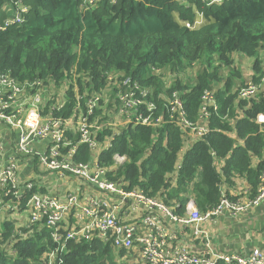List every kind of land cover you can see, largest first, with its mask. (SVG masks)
Here are the masks:
<instances>
[{"label": "trees", "instance_id": "obj_1", "mask_svg": "<svg viewBox=\"0 0 264 264\" xmlns=\"http://www.w3.org/2000/svg\"><path fill=\"white\" fill-rule=\"evenodd\" d=\"M20 1L27 7L23 20L0 29V70L9 71L20 81L52 79L58 84L65 76L74 77L79 94L102 88L106 73L112 71H123L133 81L152 87L148 98L155 103L154 115H162L164 121L158 126L129 124L114 137L100 158L105 164L114 161V154L126 159L111 180L127 182L124 188L137 187L166 205L176 200L174 212L179 214L185 211L187 191L200 212L218 203L220 175L213 164L214 155L224 159L226 177L246 173L256 182L264 163L252 169L249 153L260 156L264 145L255 121L264 111V99L239 102L251 105L236 124L244 144L235 146L226 133L231 130L228 119L235 114V95L229 93L233 82L227 78L224 89L214 94L217 110L211 114L209 132L185 152L176 186L170 187L167 175L175 171L183 138L180 128L169 121L166 102L158 96L164 92L162 79L152 69L170 68L178 74L194 62L202 65L192 82L181 83L176 78L167 89L169 95L174 90L181 92L186 118L196 122L204 90L223 80L217 77L218 69L232 63V52L256 57L253 67L259 70L257 55L264 48V0H223L220 4L202 0H188L186 4L177 0H97L87 8L83 0ZM8 5L10 0H0V24ZM199 14L202 21L193 26ZM186 22L192 26L187 27ZM76 101L70 85L65 105L54 115L69 117ZM139 110L146 114L145 105ZM71 138L74 141L77 137ZM77 157L82 162L88 159L85 145L80 146ZM12 227L11 222L3 221L0 264H41L40 257L53 246L48 230L10 243ZM67 245L63 264H105L110 257L109 246L98 240H70ZM8 246L14 248V256L7 254Z\"/></svg>", "mask_w": 264, "mask_h": 264}, {"label": "built area", "instance_id": "obj_2", "mask_svg": "<svg viewBox=\"0 0 264 264\" xmlns=\"http://www.w3.org/2000/svg\"><path fill=\"white\" fill-rule=\"evenodd\" d=\"M96 1L83 0L82 5L87 8ZM177 1L188 3V0ZM202 1L220 4L223 0ZM4 10L7 16L0 29L20 23L27 7L20 0H10V5ZM201 21L199 14L192 25H199ZM185 25L192 26L189 22ZM124 74L120 76L107 72L105 80L109 81V86L113 81L118 83V91L121 88L124 92L119 96L120 108L117 111L125 117L127 126L138 123L160 125L164 119L162 115H154L155 103L148 98L152 94V87L141 85ZM67 79V90L71 84L77 85L74 77ZM86 81H90L89 77H86ZM47 82L56 84L52 79L20 81L9 71L0 70V124L17 130L19 136L14 141V155L9 158H5L4 148L0 145V213H10L6 214L5 219L13 225L10 242L25 240L42 229L48 230L53 246L40 257L41 264H63L70 240H98L117 251L136 248L138 257L134 264H218L220 261L225 264H264V252L257 247L248 254L214 252L210 247L207 253L198 254L187 246H173L177 235L169 231L165 222L169 220L184 227L190 225L192 236L205 237L201 222L224 211L236 215L264 201V167L258 176V188L253 197L232 200L221 194L218 203L203 212L197 209L192 198H188L185 212L175 213L139 188L126 189L124 186L127 182L111 180V175L126 159L124 155L114 154V161L105 164L100 154L111 144L89 158V152L98 146L91 117L100 105V92L91 90L89 96L77 92L73 112L63 118L55 116L54 112L60 110L66 101H54V93L51 92L52 104L48 107L41 104ZM165 95L168 97L165 107L169 121L180 128L181 135L185 131L198 140L209 132V128L186 118L179 90H174L171 95L166 91ZM236 97L256 102L264 99V67L255 79L236 91ZM215 101L212 90L205 89L198 114L211 116L217 110ZM141 105H145V115L139 110ZM45 108L48 110L46 115L43 114ZM70 125H75L74 131H71ZM71 136L77 137L76 140L73 141ZM36 144L40 147L35 148ZM83 145L88 149V159L77 161L79 148ZM27 158L36 161L38 173L35 178H24L20 174L19 164ZM65 177L82 185L80 193L71 188L58 192L59 179ZM44 180H49V183ZM87 187L91 189L87 190ZM66 226L70 228L64 229Z\"/></svg>", "mask_w": 264, "mask_h": 264}, {"label": "crops", "instance_id": "obj_3", "mask_svg": "<svg viewBox=\"0 0 264 264\" xmlns=\"http://www.w3.org/2000/svg\"><path fill=\"white\" fill-rule=\"evenodd\" d=\"M261 50H259L257 57ZM202 65L197 61L194 62L190 67L185 68L178 74L172 73L170 68L166 69H152L153 74L159 76L162 79L163 90L164 92H159V97L163 101H166L168 97L165 95L168 87L172 84V82L177 78L183 82H192L197 75L198 70H200ZM187 72L189 76H187ZM110 74H119L122 76L124 74L123 71H112ZM258 71H256L251 66V71L249 75L244 78V81L248 82L249 80L255 79ZM68 77V76H67ZM191 79V81H189ZM249 79V80H248ZM232 80V79H231ZM248 80V81H247ZM222 81V82H221ZM217 83H214L211 87L212 93H216L217 91H221L224 88L225 81L221 80ZM109 82L107 79L105 80V84L99 91L102 93L103 100L106 98L110 99L112 97L113 92H110V86L107 85ZM233 82V80H232ZM182 83V82H181ZM69 84V80L65 78L61 83L54 84L51 82L45 83L47 86L42 93L41 104H52L51 101V92L54 93V101L62 103L67 101V87ZM72 85V84H71ZM240 85V84H239ZM239 85H235L233 83L232 87L229 90V93L235 95L233 99L232 105L235 108L234 116L228 119L231 130L227 131V135L233 140L234 145H243L244 141L242 138L238 137L236 133V124L239 119L245 117V111L251 105V102H247L246 104L240 105L239 102L242 101L236 97V87ZM113 90V88H111ZM72 91L76 95L79 92L77 85H72ZM83 93H89L87 89L82 91ZM56 94V95H55ZM216 102V101H215ZM112 107V106H111ZM48 112L47 108L43 112L46 115ZM211 116H198L196 124L205 126L210 129ZM93 130L97 139L99 140L98 146L94 151L89 152V158L95 157L98 153H100L103 149L107 148L109 144L112 143V140L115 135H118L120 132L127 127L126 119L124 116L120 115L117 109H110V104L108 106L104 105V102H101L99 107L96 108L94 115L91 117ZM255 121L258 123L260 131L263 136L264 141V111L259 114ZM71 131L75 130V125H70L69 127ZM218 129V128H216ZM17 130L10 129L6 124H0V145L4 148V156L5 158H9L14 155L13 146L15 145V140L18 139ZM183 138V145L179 150L177 155V163L175 171L167 175L168 184L170 187H175L177 182V174L178 167L181 164L183 156L185 152L189 149L190 145L195 140V138L187 133ZM186 144V145H185ZM40 145L36 144L35 148H39ZM148 155V151L144 154V156ZM250 155V163L249 166L252 169H255L259 162L264 163V145L261 150L260 156L249 153ZM213 164L215 169L220 175L219 181V195H226L228 198L232 200H246L255 195L258 188V177L256 178V182L254 183L248 177L246 173H233L231 176L226 177L223 174V166L224 159L219 158L216 155L213 157ZM19 171L22 177L24 178H35L38 170L35 159L27 158L20 162ZM45 183H49V180H44ZM125 184V183H124ZM71 188L80 193L82 190V185L79 184L78 181L71 179L70 177H65L59 179L57 190L58 192H63L64 189ZM87 190L91 188L87 187ZM185 195L189 198L193 199V195L190 191L185 192ZM161 201L160 198H156ZM162 202V201H161ZM167 206H169L173 211L177 206L176 200H171ZM185 212V211H184ZM183 212V213H184ZM1 212L0 214H2ZM182 213V214H183ZM4 218L3 221L5 220ZM10 222V221H9ZM166 226L169 231L176 232L177 238L172 242V245L178 246H187L192 252L198 254L207 253L209 247L214 252L221 253H234V254H248L252 248L257 247L264 252V201L255 206H250L246 208L239 214L231 215L229 212L224 211L217 216L212 217L209 220H205L201 222L200 227L205 231V237H194L192 236L190 225L181 226L173 223L172 221L166 220ZM3 223V222H2ZM2 223L0 225V235L2 233ZM12 223V222H11ZM70 226L64 227L67 230ZM110 257L106 260H109L111 264H134L138 257V250L136 248L130 251H117L112 246H109Z\"/></svg>", "mask_w": 264, "mask_h": 264}, {"label": "rangeland", "instance_id": "obj_4", "mask_svg": "<svg viewBox=\"0 0 264 264\" xmlns=\"http://www.w3.org/2000/svg\"><path fill=\"white\" fill-rule=\"evenodd\" d=\"M260 50H261V53H260L259 58L257 60L258 64L260 63L259 64V70H258L259 73L262 71V68L264 67V48H261ZM230 58L232 60V63L229 66H220L218 69L219 72L217 74V77L218 76L222 77L223 80H227V78H231L233 80V83H235V85L240 84L239 87H236V89L238 90L240 87H242L243 85L246 84V82L244 83V81L246 80L244 78H246L249 75V72L251 71V66H252V64H254V60L256 57H251V56H248L244 53L234 51L230 54ZM189 73L190 72H187V76H189ZM128 76H129V78H131L130 75H128ZM183 81H186V80H183ZM183 81H182V83H185ZM189 81H191V79H189ZM110 87L113 88V90L110 88V92H113L112 97L110 99L106 98L105 101L102 99L103 96L99 90H96V89H93V90L95 92H100V94H101V99L99 101L100 103L104 102V105H106V106H108L110 104L111 110L119 109L120 108V105L118 103L119 96L121 94H124V92L122 91L121 88L118 91V83H115L114 81L111 82ZM89 94H90V92L87 95L89 96ZM127 127H125V129ZM184 134L186 135L185 131L182 132L183 136H184ZM98 143H99V140H98ZM6 214H10V213L3 212L2 214H0V225L3 222L4 218L6 217ZM0 230H1V228H0ZM10 243H12V242H10ZM8 247L6 248L7 254L14 256V253H15L14 248L13 247L10 248V246H8ZM104 262H105V264H111L110 261L106 260V259Z\"/></svg>", "mask_w": 264, "mask_h": 264}]
</instances>
